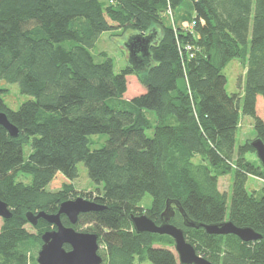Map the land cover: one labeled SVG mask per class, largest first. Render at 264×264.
Listing matches in <instances>:
<instances>
[{"label":"trees","instance_id":"trees-1","mask_svg":"<svg viewBox=\"0 0 264 264\" xmlns=\"http://www.w3.org/2000/svg\"><path fill=\"white\" fill-rule=\"evenodd\" d=\"M187 5L191 29L168 26V11ZM115 28L154 34L145 72L116 73L105 53L96 61L97 41ZM235 59L246 68L241 95L226 91L223 70ZM131 75L145 93L127 100ZM0 81L33 97L13 111L0 88V112L19 129L11 138L0 125V200L13 214L0 229V264H28L42 234L55 229L42 219L31 225L28 213L56 214L78 196L106 207L73 226L94 224L104 264H180L171 237L136 233L130 219L145 214L160 225L168 201L194 223L229 220L262 235L248 243L211 235L186 227L176 210L171 223L211 263L264 264V188L260 198L246 188L249 176L264 179V168L257 157L258 164L248 160L257 156L249 142L236 147L241 115L264 143V0H0ZM93 135L107 136L94 150ZM79 163L102 185L99 196L75 190ZM19 174L31 183L17 182ZM229 174L228 209L219 179ZM147 194L150 209L141 207ZM61 221L72 226L64 215Z\"/></svg>","mask_w":264,"mask_h":264},{"label":"water","instance_id":"water-1","mask_svg":"<svg viewBox=\"0 0 264 264\" xmlns=\"http://www.w3.org/2000/svg\"><path fill=\"white\" fill-rule=\"evenodd\" d=\"M154 34H137L126 42L130 66L137 74L145 72L151 66L150 47L154 42ZM0 125L4 127L11 138L19 136V129L8 119L7 115L0 112ZM255 150L257 158L264 168V143L257 138L250 143ZM106 207L95 201L83 197H77L63 202L56 214L40 212L38 214L28 213L27 220L33 226L40 219L53 225L55 229L42 234V246L38 253V264H103L104 260L99 254V236L96 233L79 232L73 226L77 224L79 216L89 212H98ZM176 210L184 219V225L190 228H204L211 235H235L243 242H253L262 239V235L249 227H238L227 220L219 224H198L192 222L182 206L178 202L168 201L161 215V224L157 225L147 215L131 216V222L136 233H154L171 237L175 243V252L180 264H213L203 256L199 255L194 246L185 237L182 228L171 223ZM64 215L72 226H65L61 221ZM12 211L8 205L0 200V218L8 220L12 218ZM65 245L70 247L66 250Z\"/></svg>","mask_w":264,"mask_h":264},{"label":"rangeland","instance_id":"rangeland-1","mask_svg":"<svg viewBox=\"0 0 264 264\" xmlns=\"http://www.w3.org/2000/svg\"><path fill=\"white\" fill-rule=\"evenodd\" d=\"M188 5L181 7L180 9L177 10V12L168 11V13L165 16L166 24L174 29H178L180 27L191 29L190 21H191L192 9ZM158 32L160 35L159 29ZM137 34H138L137 32H133L130 30L124 31L122 28H115L111 31L103 33L100 36L99 40L97 41L95 48L92 50V53L95 56L96 61H102L103 58L100 56V54L105 53L109 58L112 59L114 63L115 72L120 73L127 66H130V62L128 59V52L125 47V44L130 39V37ZM223 73L227 78V85H226L227 93L241 95L242 89L239 83L240 81L241 83L243 82L246 73V68L241 63V60L235 59L231 61L224 68ZM0 88L4 90V94H3L4 103L8 108H10L13 111H17L21 107V105L24 104L25 102L33 100V97L22 94L17 84H11L5 81H0ZM143 93H145V88L139 82L138 77L136 75L128 76L127 93L125 94V99L131 100L132 98L137 97ZM258 116H260L264 121V100H260L258 103ZM147 135L149 137H152L153 131H147ZM255 139L257 138L254 130V121L252 120L251 117H246L241 115L239 129L237 133L236 147L244 144L245 142L251 143ZM106 140H107L106 135L90 136V141H91L90 148L92 150L98 149L105 144ZM30 153H31V146L25 145L24 146L25 158H28ZM256 157L257 156L255 155L247 156L249 161H251L254 164H258V159ZM194 161L196 163H199L200 158L196 157ZM77 167H78L79 177L74 181L75 190L78 193H86V194L91 193L93 198L99 196L101 194V189L103 188L102 185H97L96 183L91 181V179L88 176L87 168L83 163H79ZM233 180H234L233 174H229L219 179V190L223 193H226L228 197V204H227L228 209L231 204ZM16 181L23 182L24 184L29 185L31 183V176L26 174H19ZM246 188L250 194L256 192V197L260 198L261 190L264 188V179L254 176H249L246 183ZM49 189L55 190L51 187V185ZM78 197H82V196H78ZM86 199L90 200L89 198ZM151 206H152V197L149 194H147L141 202V207L144 209H150ZM2 223H3V219L0 218V229L2 227ZM27 229L30 232H35V230L30 224L27 225ZM90 229H92L90 225L81 226L79 232H93L90 231ZM99 245H100L99 254L101 255V252L104 250V246H102L100 243ZM40 249L41 246H37L33 249L32 251L33 259H30L28 264H38L37 258ZM173 251L175 252L174 249Z\"/></svg>","mask_w":264,"mask_h":264},{"label":"flooded vegetation","instance_id":"flooded-vegetation-1","mask_svg":"<svg viewBox=\"0 0 264 264\" xmlns=\"http://www.w3.org/2000/svg\"><path fill=\"white\" fill-rule=\"evenodd\" d=\"M90 225L91 228H94V224H88ZM90 233H95V232H90Z\"/></svg>","mask_w":264,"mask_h":264}]
</instances>
